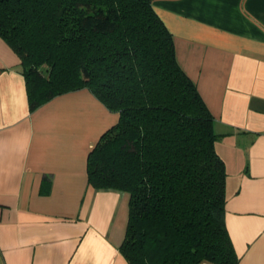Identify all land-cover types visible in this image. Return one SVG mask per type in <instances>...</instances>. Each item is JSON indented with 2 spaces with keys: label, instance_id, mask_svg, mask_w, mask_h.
I'll list each match as a JSON object with an SVG mask.
<instances>
[{
  "label": "crops",
  "instance_id": "obj_1",
  "mask_svg": "<svg viewBox=\"0 0 264 264\" xmlns=\"http://www.w3.org/2000/svg\"><path fill=\"white\" fill-rule=\"evenodd\" d=\"M152 7L213 116L237 264H264V0ZM20 62L0 36V264H129L128 195L93 187L86 171L118 113L86 87L31 110Z\"/></svg>",
  "mask_w": 264,
  "mask_h": 264
},
{
  "label": "trees",
  "instance_id": "obj_2",
  "mask_svg": "<svg viewBox=\"0 0 264 264\" xmlns=\"http://www.w3.org/2000/svg\"><path fill=\"white\" fill-rule=\"evenodd\" d=\"M152 1L0 0V36L20 58L31 110L86 87L118 113L86 171L93 187L128 195L129 264H237L213 116Z\"/></svg>",
  "mask_w": 264,
  "mask_h": 264
},
{
  "label": "rangeland",
  "instance_id": "obj_3",
  "mask_svg": "<svg viewBox=\"0 0 264 264\" xmlns=\"http://www.w3.org/2000/svg\"><path fill=\"white\" fill-rule=\"evenodd\" d=\"M39 68H41L40 71L42 72L43 75H47L48 72H47L46 65L40 66Z\"/></svg>",
  "mask_w": 264,
  "mask_h": 264
}]
</instances>
